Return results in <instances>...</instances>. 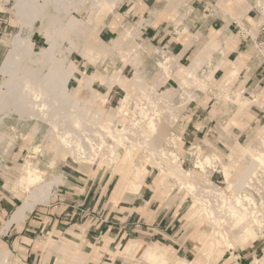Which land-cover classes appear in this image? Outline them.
<instances>
[{
    "label": "bare ground",
    "instance_id": "bare-ground-1",
    "mask_svg": "<svg viewBox=\"0 0 264 264\" xmlns=\"http://www.w3.org/2000/svg\"><path fill=\"white\" fill-rule=\"evenodd\" d=\"M121 1L124 0H14L11 10L20 24L27 27V31H19L9 39V48L0 62V158L4 157L3 143L6 141L13 146L18 140L28 139L29 147L20 165L23 172L12 181H6L10 190L17 189L23 193L8 223L19 222L26 216L27 210L48 199L52 192L49 189L51 183L59 180L61 175L56 174L57 176L48 181L45 176L46 169L55 166L54 160L58 154L69 152L78 162L100 156L101 160L114 163L121 150H125V159L129 160L139 148L137 161L132 164V186L128 189L129 192H136L140 176L146 169L154 167L161 176L157 181L164 183L171 178L174 185L171 190L177 185L178 191L187 192L190 199L199 204L207 218L206 225L210 227L206 239L208 246L221 244L233 252L237 238L245 241L249 237H258L259 234L264 237V126L259 127L257 137L247 138L245 145L234 141L230 146L227 162L222 161L215 150L203 152V143H192L187 156L194 168H198L205 175L202 179L197 177L199 172L185 170L181 164L183 158L174 151L179 140L174 132V123L178 121L180 109L190 100L200 96L199 93L208 84L204 74L211 68L220 67L225 61L227 50L231 49V43H235V39L227 36L228 30L226 33L211 34L202 61H192L190 65L183 66L178 60L179 57L165 47L153 48V53L146 62L139 61L137 55L133 57V53L137 48L143 53L150 44L147 40L142 43L132 40L139 31L138 26H133L130 22L119 24V39L117 36L112 38L109 46L136 68L133 67L130 77L121 75L110 79V83H118L124 88L125 93L117 106L108 110L103 120H99L102 109L89 112L92 102L95 104L97 100L105 99V94L94 90L92 84L99 81L98 76H105L107 64H102V60L99 63L97 61L110 51L105 49L103 53L96 52L99 46H107H104L105 42L98 38L97 34L91 41L88 40L94 23H89L88 19L83 17L91 10L94 16L106 11L113 14ZM224 1L217 0V3L212 4L209 16H220L226 21L232 17L238 25H246L249 28L247 32L251 33L250 40L256 38V32L264 31V0H241L232 12L222 5ZM165 2L167 0L155 2L151 7L152 13L155 15ZM177 4L178 7H175L178 9L186 6L187 1L178 0ZM247 8L257 10V22L262 23V26L259 24L261 27H256V32L249 22H245L244 13ZM73 10L79 11L82 19L72 15ZM178 13L176 10L174 17L179 16ZM187 15L183 13V19ZM150 18L142 19L139 23L147 24ZM36 21L40 22L37 26L38 32L48 43L33 50L31 36ZM207 21L208 19H205L201 25L205 26ZM98 32L99 30L96 33ZM201 34L200 30L194 32L186 47L192 46ZM129 37L132 39L129 40ZM68 40L74 43V49L63 45V42ZM252 42L248 49L251 53L248 55V62L256 69L264 60V46L259 47L254 40ZM125 45L126 49L122 50ZM73 51H79L82 56L97 63L98 71L86 74L85 70H79L70 60ZM238 58L239 62L244 61L243 55ZM173 65L177 68L185 67L178 80V86L171 88L166 85L167 87L159 93L158 87L175 71L178 73V69L174 70ZM75 71H80L81 77L77 78V87L70 88L68 83ZM154 72H157L158 78L151 85L147 84ZM238 72L239 68L234 62L226 74L231 78L236 77ZM82 88L90 92L84 99L80 97ZM133 91L139 94L136 99L132 97ZM258 98L259 103L263 104L264 93ZM227 100L220 106V124L224 114L229 111L232 113L240 106L239 119L234 120L233 125H239L238 122L247 119V115L251 114L248 105H245L247 102L242 100L239 92L232 95L231 101ZM49 134L57 137L53 149L48 147L46 138ZM216 170L226 183L223 187L215 185L210 179L211 173ZM136 171L137 175L134 174ZM234 172L237 173L236 179L232 178ZM58 244L52 242L47 247V251L55 253L57 260L69 253L71 257L78 256L77 260L70 261L69 264H83L84 260L79 252H76L78 246L75 247L72 243L69 245L72 249L70 251L67 246H62L65 249L62 251ZM131 244L133 247L138 246L137 242L128 241L124 250ZM158 249L159 246L153 244L145 251L148 260L157 257ZM8 255V250L1 249L0 264H8ZM200 258L201 256L195 258L192 264H204ZM172 262L185 263L176 255ZM159 264L167 263L161 259ZM252 264H264V261L254 257Z\"/></svg>",
    "mask_w": 264,
    "mask_h": 264
},
{
    "label": "rangeland",
    "instance_id": "rangeland-1",
    "mask_svg": "<svg viewBox=\"0 0 264 264\" xmlns=\"http://www.w3.org/2000/svg\"><path fill=\"white\" fill-rule=\"evenodd\" d=\"M158 1L160 0H150L149 2L155 3ZM186 1V6L184 5L177 9V5H179L177 4L178 0H167L165 5L162 6V8L155 14V16H157L154 23L163 21V26L169 25L168 29H165L170 30L171 35L175 37L174 39L179 41H184V39L190 38L197 30L201 31L202 34L198 36V39L192 44V48L190 49L192 55L189 58L188 64H186L188 66L192 61H202L205 58L204 50L207 49L206 43L209 41L208 38L215 32L218 34L221 33L217 30L218 28L209 29L208 24L212 21V18L216 19V22L218 23L221 22V20L217 18V16H209L210 6L217 3V0ZM239 1L241 0H225L222 5L232 12L237 8ZM146 2L147 0H124L120 2L121 4L119 3L113 14L112 12L106 11L102 12V14L94 16V12L91 10L86 13L85 17H83V19H88L89 23H94V26H91L92 29L88 35V40L97 34L99 35L98 38L105 42H103L104 46H107V48L99 46L98 49H96V52L103 53L105 49H108V52L110 51L105 57H101L97 61V63H99L100 60H102V64H107L108 70L105 76H98L97 79L99 81H94L92 84V88L94 90L105 94L104 101L97 100L95 103L96 106L93 102L89 105V112H95V109H102V114L99 116L100 121L104 119L110 108L117 106L120 98L123 97L125 93L124 88L122 89L118 83H110V79L121 75L123 77H130L133 72L132 69L135 67L132 63L127 62V60H123L122 56L116 53V50H112L111 46H109V41L116 36L118 37L117 28L119 24L130 22L133 26H138L139 29V26L141 25L139 22L143 19V13L146 11L149 12ZM0 4V9L5 11V16L7 18L6 22H4L0 28V47L2 48L1 51L3 57L9 48V39H11V37L19 31L21 33H25L27 31V27H23L20 24L11 10L14 0H0ZM176 10H178L179 16L177 15L174 17ZM256 12L257 10L254 8H247L244 13V17L246 19L245 22H249L250 24H248L254 28L253 31L255 32L256 27L259 24L262 26V23H264L257 22ZM183 13L185 15L188 13L184 19ZM71 14L82 19L81 13L77 10L71 11ZM151 15L154 14L151 13ZM230 16H232V14ZM151 18H153V16H151ZM202 19L203 21L208 19L205 26H202ZM223 20L226 23H229L230 21L236 22V20L232 17L228 18L227 21L225 19ZM39 24V21L35 22L34 32L31 36L33 50H37L48 43L47 40L38 32L37 26H39ZM235 25H237L235 29L236 31L233 30V32H237V35L231 34L229 37L237 41L239 36H241L243 43H247L245 44V47L236 50L240 52L239 56L243 55L244 61L246 62H239V56L236 58L237 60H233L235 57L230 56L231 60H229V57H227L229 51L227 50L223 64L220 67H215L216 69L211 68L210 71L204 74L206 76L204 79L207 78L208 84L203 87L204 90L201 91L202 93H199L200 96L197 99L194 98L190 100L188 104L180 109L178 121L174 123V132L179 138L176 146L174 147V151L183 158L181 163L182 167L188 171H195L196 173L199 172L197 177L200 179L204 178L205 175L200 172L198 168H194L187 156L188 148L192 146V143H203V152L215 150L222 161L227 162L230 146L234 141L237 140L240 144L245 145L247 138L257 137L259 134V127L264 126V100H262L263 104H260V100L258 98L259 95L264 93V60L257 65L256 70L253 69L251 63H248V60H250V56L248 55H251L248 50L250 44H252V41L254 40L257 46H264V31L260 30L262 34L261 38H259L258 32H256V38L250 40L251 33L247 32L249 31V28L243 24H241V26H238V24ZM107 29L113 32L111 33ZM97 30H99L98 33H96ZM139 33L140 31H138L133 39L132 37H129V40L132 39L136 42H140L138 41V38H140ZM63 45H69L73 49L75 48V45L71 40L64 41ZM126 46L127 45H125L122 50L126 49ZM166 46L167 45L153 46L150 44L143 53L139 48H137L133 53V57L137 55L136 58L144 63V61L146 62L149 56L153 53V48L160 49L164 47L166 48ZM167 50L171 51L169 48H167ZM175 56L179 57L176 54ZM70 60L79 70H85L86 74L98 71L96 67L97 63L95 64L89 57L82 56L79 51H73L70 55ZM234 62L236 63L237 68H239V72L236 77L231 76V78H228V74L226 73H228L229 68L233 66ZM184 68L185 67L177 68L173 65V69H178L179 74L175 71L173 75L168 77L164 83L158 87V92L161 93L167 86L171 88L178 86V80L180 75L184 73ZM252 70H254L255 73H253L254 71L252 72ZM208 73H210L209 77ZM1 77L2 76L0 74V79ZM79 77H81L80 71H75L68 83L70 88L77 87V78ZM157 78V72H154L147 80V84L151 85ZM13 79H15V77ZM177 91H179V89H177ZM236 92H239L242 100L247 102L245 105H248L247 107H249L251 114L247 115L246 118L248 120L245 119L238 122L239 125H233L232 122L239 119L240 106L239 108H235L234 112L230 113L229 111L224 114L220 124L218 121V117H220V106L228 99V97L229 99L227 101H231L232 95ZM89 93V90L82 88L80 97L84 99ZM132 97L136 99L139 97V94L135 91ZM243 108L244 106L242 109ZM49 135L50 136L46 138L49 144L48 147L49 149H53L55 147L54 144L57 137L53 134ZM46 139L44 142L47 141ZM28 147V139L18 140L13 146L11 143L6 141L3 143V149H5L2 154H4V157L1 156L0 158L2 159L0 160V203L2 205L0 210V236L3 238L0 240V251L1 249L8 250V264H27L29 261V255L32 253L31 251L35 252L37 255L35 260L37 262L36 264H69L70 261L78 259V256L71 257V255L67 253L66 256H61V260H57L54 252L47 251L48 245L52 242L54 244L59 243L58 245L61 246L59 248H61L62 251H65L62 246H67L69 251L72 250L69 248V245L71 246L73 243L75 247L78 246V250L76 252H79L81 258L84 260L83 264L92 261V259L87 257L92 251L91 243L94 244L95 240H85L83 233L92 221L91 227H94L100 221L103 222L104 219L105 221L107 219L109 221L108 223H110V216H106L109 206H101L98 202L94 203V200L89 202L86 201L83 205L78 207L77 211L80 212V214L76 219H71L70 221L68 220L69 223L60 222L65 220L62 218V214L60 212L61 208L58 207L59 201L62 199V197H60V194L62 193L60 190L62 187H65V185L75 186L77 191L83 190L86 186L92 187L93 190V187L98 185V193L101 192L103 194L100 199L102 203H104L107 199L112 200L113 198H122V200L129 204H132L131 202L134 201L133 204L140 205V208L137 209L123 208L129 213L131 211H138L140 214L144 213V215H146L145 209L149 210L161 205L162 211H167V215L170 217L169 219L174 220L172 224L173 230L178 232L177 237L174 238L177 244H181L189 237L195 238L193 242H190V247L188 248L191 254L187 256V260L182 258L185 262H182V264H192L193 260L195 258H199L200 256V261L204 264H252L254 257H259L264 261V237L262 234H259L258 237H249L245 241L237 238L235 240L233 252L226 249L221 244H216L212 247L210 245L208 246L206 239L208 238L207 235L210 227L206 225L207 218L201 211V208H199V204L194 200H191L190 194L187 192L178 191V189H176L177 185L173 190H171L174 186L172 185L173 180L171 178L167 179L164 183H162V181H157L161 176L158 175V170L156 168H143L146 169V171L140 176V183L136 187L137 191L129 192L128 189L132 186V164L133 161H137V157L140 153L139 148L133 153L129 160L125 159V150H121L119 158L115 161L116 164L115 162L111 163L110 161L101 160L100 156L96 159H88L87 161L84 160V162H78L75 161L69 152L58 154L54 160L55 166L46 169L45 176L48 181L52 180L57 175H61L59 180L51 183L49 189L50 192H52L50 193L48 199L44 202L36 203L33 208L27 210L26 216L19 222L8 223L11 213L20 203L23 193L17 189L14 191L10 190V188L6 185V181H12L19 173L23 172L20 169V165L27 155ZM39 158H41V156H39ZM1 165H3V167ZM134 174L137 175V171ZM236 176L237 173L234 172L232 178L236 179ZM210 179L217 186L223 187L226 185L222 176L218 173V170L211 173ZM91 183H94V185L91 186ZM107 183L112 185L111 189L114 188L113 193L110 195L112 197L110 198H108L109 191L107 190ZM89 192V194H92V191ZM4 199H8L9 202L3 204L2 200ZM145 200H150L148 205L145 203ZM116 203L117 202H113V209L116 208ZM91 218L92 220L90 221ZM75 221L78 223L73 225ZM122 224H125V222H122ZM78 239L79 244L76 243ZM101 239L102 238L97 239L95 243L100 244V241H102ZM128 241H132L134 243L137 242L133 239H128ZM167 241L171 240L167 239ZM49 242L51 243L49 244ZM119 243L121 244V242ZM119 243L117 246H121ZM155 245L159 246V252L156 253L157 257L154 260H148L145 255V251H148L152 245L144 250L143 253L142 249V255H138L135 250L138 246L133 247L131 244L128 249L124 250L127 246L126 245L123 247V250L126 252L123 253V255L126 261L134 264H159L161 259H163V261L167 264L168 262L173 264L172 260L175 255H168L167 249L161 244L155 243ZM69 251L67 250V252ZM32 259H35V254L32 255ZM190 260L192 261L190 262Z\"/></svg>",
    "mask_w": 264,
    "mask_h": 264
},
{
    "label": "crops",
    "instance_id": "crops-1",
    "mask_svg": "<svg viewBox=\"0 0 264 264\" xmlns=\"http://www.w3.org/2000/svg\"><path fill=\"white\" fill-rule=\"evenodd\" d=\"M150 0H147L146 6L149 9V12L146 11L143 14V19H149L151 17V7L153 6V2H149ZM150 5V6H149ZM148 16V17H147ZM157 16V15H156ZM156 16L153 15V18H150V22L140 23L139 31H140V38H138V41L142 43L144 40H148L149 44L153 46H164L167 45V47L174 52L176 55L179 56V62L183 65L188 64L189 58L192 55L190 47H186L187 43L190 38L184 39V41H179L174 39L173 35H171L170 30L168 29L169 25L163 26V21H159L157 23L155 22ZM221 22H216V19H212V21L208 24L209 29H217L220 32H227V36L234 34L237 35V32H233V30L236 29L237 22L230 21L229 23H226L222 17H218ZM239 26V25H238ZM241 26V25H240ZM109 32H113L109 29H107ZM236 31V30H235ZM259 38L262 37L261 32H258ZM239 36V35H238ZM241 36H239L238 40H235L231 43V51L228 52L229 60H231L230 56H234L235 58L233 60H237L236 58L239 56L238 49L245 47L247 44L243 43V39ZM236 49H235V48ZM0 47V60L2 58V51ZM237 55V56H236ZM249 63V62H248ZM256 70V69H255ZM254 70H252L253 72ZM255 73V71L253 72ZM259 81V80H258ZM254 83V81H253ZM256 84V83H255ZM154 180V179H153ZM152 180V181H153ZM151 181V183H152ZM93 182V181H92ZM111 182V181H110ZM93 186L94 183H91ZM107 190L109 191L108 195L110 196L113 193V189H111V184H106ZM114 187V186H113ZM62 193L60 194V197H62L61 201H59V206L61 208L60 212L62 214V218L65 219L64 223H69V221L72 219H76L77 216L80 214V212L77 211L78 207L80 205H83L86 201H92L94 203H99L101 206H109V209L107 210L106 216H110L111 221L104 219L103 222H99L94 227H91L92 222L88 225V227L85 229V232L83 233V236L85 237V240H92L94 239V244L92 245V251L89 253L88 257L89 259H92V261L86 262L85 264H134L126 261L123 253H126L123 250L124 245L128 241V239L136 240L138 243V247L135 249L137 254H141V250H146L150 245H153L155 243L161 244L163 247H165L168 251V255H176L183 259L187 260V256L190 253L189 247L190 242H193L195 238H187L185 239L181 244H177L174 238L177 237L178 232L173 230V224L172 222L174 220H170L167 215V211H162L161 205L158 207H154L151 209H145L144 213H139L138 211H131L130 213L125 211L123 208H140V205L133 204L134 201H132V204L127 203L126 201L122 200V198H113L112 200L107 199L104 203L100 201L101 196L103 195L101 192L98 193V185L95 187H84L83 190L77 191L75 189V186H69L65 185V187H62L60 190ZM92 191V194H89ZM139 199V198H138ZM137 199V200H138ZM6 200V201H5ZM136 200V201H137ZM3 204L8 203V199L2 200ZM113 202H117L115 204V209L112 207L114 206ZM150 200H145V203L148 205ZM98 205V204H97ZM2 208V205L0 203V210ZM126 212V213H124ZM105 216V217H106ZM123 218V220H122ZM69 220V221H68ZM92 218L90 219V221ZM122 222H125V224H122ZM78 222L75 221L74 224H77ZM105 233V234H104ZM105 235V236H104ZM83 237V239H84ZM106 237V238H105ZM29 238V237H27ZM102 238L100 241V244H96V240ZM173 238V239H171ZM2 236H0V240H2ZM171 240V241H167ZM108 240L107 242H105ZM177 240V239H176ZM123 241V243H122ZM121 242V244L119 243ZM76 243L79 244V239L76 241ZM120 244L121 246H117V244ZM134 250V251H135ZM31 255H29V261L27 264H36L35 261L37 258V255L35 252L31 251ZM35 254V259H32V255ZM192 259V258H191ZM150 264V263H146ZM170 264V262H168Z\"/></svg>",
    "mask_w": 264,
    "mask_h": 264
},
{
    "label": "built area",
    "instance_id": "built-area-1",
    "mask_svg": "<svg viewBox=\"0 0 264 264\" xmlns=\"http://www.w3.org/2000/svg\"><path fill=\"white\" fill-rule=\"evenodd\" d=\"M6 20H7V18H6V16H5V11L2 10V9H0V28H1V25H2L4 22H6ZM166 48H168V47L166 46Z\"/></svg>",
    "mask_w": 264,
    "mask_h": 264
}]
</instances>
